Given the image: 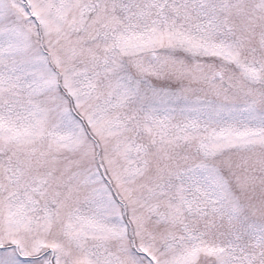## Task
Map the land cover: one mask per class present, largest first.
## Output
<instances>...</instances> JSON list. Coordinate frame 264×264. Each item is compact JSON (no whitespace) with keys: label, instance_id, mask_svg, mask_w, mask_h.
Here are the masks:
<instances>
[{"label":"snow or ice","instance_id":"obj_1","mask_svg":"<svg viewBox=\"0 0 264 264\" xmlns=\"http://www.w3.org/2000/svg\"><path fill=\"white\" fill-rule=\"evenodd\" d=\"M0 264H264V0H0Z\"/></svg>","mask_w":264,"mask_h":264}]
</instances>
